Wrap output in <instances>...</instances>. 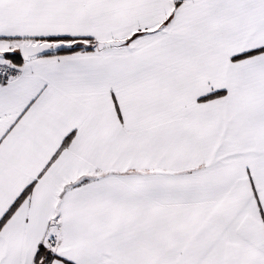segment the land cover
<instances>
[{
  "label": "snow or ice",
  "instance_id": "snow-or-ice-1",
  "mask_svg": "<svg viewBox=\"0 0 264 264\" xmlns=\"http://www.w3.org/2000/svg\"><path fill=\"white\" fill-rule=\"evenodd\" d=\"M0 264H264V0H0Z\"/></svg>",
  "mask_w": 264,
  "mask_h": 264
}]
</instances>
